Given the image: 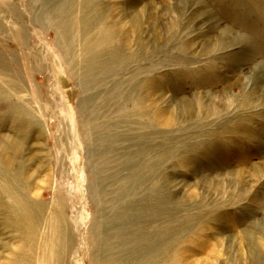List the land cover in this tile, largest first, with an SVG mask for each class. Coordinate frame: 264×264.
I'll use <instances>...</instances> for the list:
<instances>
[{"label": "rangeland", "instance_id": "1", "mask_svg": "<svg viewBox=\"0 0 264 264\" xmlns=\"http://www.w3.org/2000/svg\"><path fill=\"white\" fill-rule=\"evenodd\" d=\"M7 156L0 264H264V0H0Z\"/></svg>", "mask_w": 264, "mask_h": 264}, {"label": "bare ground", "instance_id": "2", "mask_svg": "<svg viewBox=\"0 0 264 264\" xmlns=\"http://www.w3.org/2000/svg\"><path fill=\"white\" fill-rule=\"evenodd\" d=\"M134 15H136V14H134ZM126 16V15H125ZM132 16H133V14H132ZM132 19H134V18H132ZM135 22V21H134ZM136 23V22H135ZM135 25V24H134ZM233 38V37H232ZM247 85V84H246ZM10 142V141H9ZM11 142H13V141H11ZM12 144H15V143H12ZM15 147V145L13 146V148ZM4 149V148H3ZM6 157V156H5ZM5 164H6V168H7V172H6V170H2L3 172V175H2V177H0L1 178V180H2V182L4 183V190H2L1 188H0V195H1V197L2 196H4V195H6V196H8V198L10 199V201H8L9 203H6V202H4V201H2V200H0V203H2L3 202V205L5 206V207H8V206H12L11 208H13V216H14V218L16 219V223L17 224H19L20 226H22V228L23 229H26L25 231H24V234H23V236H26L25 238L27 239V240H34V238L37 236L36 235V227H38V226H36V224L34 223V221L32 222V220H35V218H33V217H31L29 214L30 213H28L29 212V209H28V207H27V205L29 204V205H34V204H36L37 206H38V208H39V210H40V212L41 213H43V210H44V208L42 207V206H40L38 203L39 202H36L35 201V203L33 204L32 202H34V201H31V199H29L28 197H26L25 195H23V194H21L15 187H14V183H18V181L20 182V180H18V177L17 176H15L14 174L12 175H10V176H8V178H7V175H6V173H9L10 171V166L13 164V159L11 158V157H9V156H7V158H5ZM256 174L255 175H264V168H255L254 170H253ZM1 173V174H2ZM240 175V174H239ZM238 175V177H240ZM29 177V176H28ZM234 177V176H233ZM232 177V178H233ZM242 177V176H241ZM30 178V177H29ZM235 178V177H234ZM20 184V183H19ZM227 185V184H226ZM245 186V185H244ZM242 188H243V190H245V191H248V189L247 188H244L243 187V185H242ZM240 189H241V187H240ZM241 191V190H240ZM35 193H37V192H35ZM32 196V195H31ZM1 206V205H0ZM2 207V206H1ZM15 208V209H14ZM21 212V213H20ZM32 218V219H31ZM28 220H30L31 221V225H28L26 222L28 221ZM46 221H47V219H46ZM48 223V222H47ZM27 224V225H26ZM49 225H51L52 227H54L55 229H56V224L53 222V220H51L50 219V221H49ZM29 232H31L32 234H34V238H33V236H32V234L31 233H29ZM234 236V235H233ZM249 236V235H248ZM252 236V235H251ZM250 236V237H251ZM237 238V237H236ZM236 238H235V240H236ZM250 239V238H249ZM251 240V239H250ZM232 241H234V239L232 240ZM35 243H37V242H35ZM37 245V244H36ZM52 246L53 245V243L51 242V244H49V246ZM48 246V245H47ZM47 248H49V247H47Z\"/></svg>", "mask_w": 264, "mask_h": 264}]
</instances>
